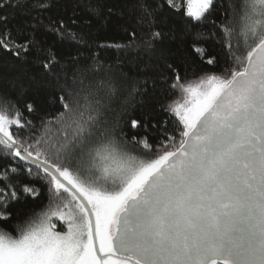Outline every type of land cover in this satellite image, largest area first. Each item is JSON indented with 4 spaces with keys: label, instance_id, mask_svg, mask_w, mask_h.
Listing matches in <instances>:
<instances>
[{
    "label": "snow or ice",
    "instance_id": "snow-or-ice-1",
    "mask_svg": "<svg viewBox=\"0 0 264 264\" xmlns=\"http://www.w3.org/2000/svg\"><path fill=\"white\" fill-rule=\"evenodd\" d=\"M164 3L180 11L174 0ZM214 6L186 0L183 11L201 23ZM10 7L20 8V0H0V11ZM224 16L213 36L232 66L188 81L166 66L179 93L167 111L177 122L155 147L147 134L129 139L118 124H101L88 93L66 91L63 111L39 125L28 118L34 103L21 109L0 95V159L9 162L0 171V224L12 227L23 215L13 205L38 197L36 178L67 227L56 231L39 213L17 223L16 235L0 229V264H264V0H241L238 13L234 6ZM56 23L63 37L66 25ZM161 35L143 43L151 49ZM134 42L135 33L128 46ZM199 43L197 36L192 53L203 59ZM0 47L17 59L34 55L47 74L59 63L35 32L22 44L5 33ZM99 87L114 91L110 80ZM129 127L148 124L132 120Z\"/></svg>",
    "mask_w": 264,
    "mask_h": 264
},
{
    "label": "trees",
    "instance_id": "trees-1",
    "mask_svg": "<svg viewBox=\"0 0 264 264\" xmlns=\"http://www.w3.org/2000/svg\"><path fill=\"white\" fill-rule=\"evenodd\" d=\"M11 2L16 4L17 0ZM42 2L43 8L40 0H20V8L0 11V36L10 33L13 43L22 44L35 32L43 47L54 52L59 61L54 74H47L34 55L17 59L13 51L0 47V95L7 96L21 109L26 103H34L36 110L28 118L37 125L42 118L56 116L63 111L59 100L62 94L68 90L79 91L81 95H91L92 115L101 124H118L129 139L134 135L143 137L147 134L149 143L155 147L164 139L160 133L173 134L177 122L174 114L167 111L170 101L179 93L169 87L174 76L166 66L176 69L184 81L195 80L205 74L219 75L223 69L232 66L227 62V50L222 48L221 38L213 36V33H217V26L225 22L226 9L230 17L234 6L238 13L241 0H215V6L201 23L184 14V4H176L180 11L170 10L164 0ZM142 3L152 11L151 16L144 14ZM161 4H164L162 9L159 7ZM61 20L66 25L60 29L63 37L57 33L59 25L56 22ZM233 22L239 24L238 15L233 17ZM153 32L162 35L149 49L143 42ZM133 33L135 42L128 46ZM197 36L199 47L207 49L203 59L192 53L193 40ZM209 57H216L217 62L207 64ZM101 80H110L114 85L111 94L106 88L99 87ZM87 115L86 112L85 118ZM132 120L139 121L141 125L146 122L147 129H131ZM51 127L55 133L58 126ZM7 163L0 159V171ZM31 183L39 190L38 197H23L14 204V214L21 211L23 215L19 220L11 221L12 227L0 224V229L16 235L14 226L17 223L48 209L46 183L36 178H32ZM61 225L64 223H57L56 229L64 231Z\"/></svg>",
    "mask_w": 264,
    "mask_h": 264
},
{
    "label": "rangeland",
    "instance_id": "rangeland-1",
    "mask_svg": "<svg viewBox=\"0 0 264 264\" xmlns=\"http://www.w3.org/2000/svg\"><path fill=\"white\" fill-rule=\"evenodd\" d=\"M174 2H175V4H177L178 6H181V5H185L186 4V0H174ZM196 80V79H195ZM56 209H55V206H53L51 209H46L45 211H44V213H46V215L48 216V217H50V221H51V223L53 224V225H55V229L54 230H56V231H60V230H57L56 229V226H57V223H64L63 221H60L59 220V217L58 216H53L52 215V212H54ZM41 219H43V217H41ZM64 226V228H65V230L64 231H66L67 230V227H66V224H64L63 225Z\"/></svg>",
    "mask_w": 264,
    "mask_h": 264
}]
</instances>
